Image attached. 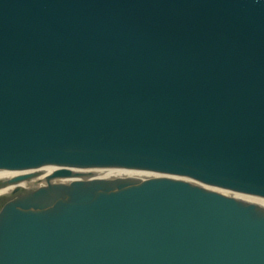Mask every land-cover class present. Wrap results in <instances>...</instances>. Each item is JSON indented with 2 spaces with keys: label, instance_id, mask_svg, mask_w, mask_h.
I'll return each mask as SVG.
<instances>
[{
  "label": "water",
  "instance_id": "water-1",
  "mask_svg": "<svg viewBox=\"0 0 264 264\" xmlns=\"http://www.w3.org/2000/svg\"><path fill=\"white\" fill-rule=\"evenodd\" d=\"M46 165L0 264H264V209L210 189L264 199V0H0V170Z\"/></svg>",
  "mask_w": 264,
  "mask_h": 264
},
{
  "label": "bare ground",
  "instance_id": "bare-ground-1",
  "mask_svg": "<svg viewBox=\"0 0 264 264\" xmlns=\"http://www.w3.org/2000/svg\"><path fill=\"white\" fill-rule=\"evenodd\" d=\"M51 166H47L45 168H38L34 170V174L27 178H20L18 180L12 181L11 179L15 176L23 175L28 173V171L22 172H13V171H6L0 170V197L3 196H11L19 194V191L28 189L31 190L32 188L42 186L46 183V176L50 174L53 170ZM68 174L65 176L57 177L50 179L49 182L51 183H62L67 184L70 181L79 180V179H87V178H115V177H140V181L153 178L155 174L149 171H134V170H125V169H103L99 167H88V168H67ZM157 175V174H156ZM162 176V174H158ZM212 190H219L229 194H233L239 200L252 202L259 205L262 209H264V199L259 197H249L241 193L233 192L228 189L222 188H213L210 187Z\"/></svg>",
  "mask_w": 264,
  "mask_h": 264
}]
</instances>
